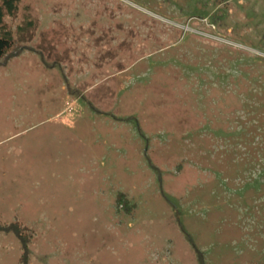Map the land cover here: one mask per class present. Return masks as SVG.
<instances>
[{"label": "rangeland", "instance_id": "rangeland-1", "mask_svg": "<svg viewBox=\"0 0 264 264\" xmlns=\"http://www.w3.org/2000/svg\"><path fill=\"white\" fill-rule=\"evenodd\" d=\"M0 27V264L18 223L28 264H264V0H19Z\"/></svg>", "mask_w": 264, "mask_h": 264}, {"label": "trees", "instance_id": "trees-1", "mask_svg": "<svg viewBox=\"0 0 264 264\" xmlns=\"http://www.w3.org/2000/svg\"><path fill=\"white\" fill-rule=\"evenodd\" d=\"M19 0H0V22L2 15L4 13L7 14H13L14 11L17 8ZM14 37L10 31V29H6L3 27H0V58L5 56L8 51H10L14 46ZM233 143V142H232ZM234 146V144H233ZM116 203L121 204V206H124V208L127 210L131 204L129 203V200L127 197L123 194V192H118L116 197ZM18 225V226H17ZM13 232L15 233L16 237L18 238L21 246V253L19 256V262L21 264H28V261H30V253L31 249L29 247L30 242V235L31 233L26 232L27 227L22 226L21 224L13 225ZM190 240V239H189ZM196 250V253H198V262L203 264V258L201 254L198 252V249L194 247Z\"/></svg>", "mask_w": 264, "mask_h": 264}]
</instances>
